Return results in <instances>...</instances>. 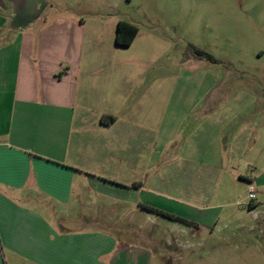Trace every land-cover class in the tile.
<instances>
[{
  "label": "crops",
  "instance_id": "0c3cea01",
  "mask_svg": "<svg viewBox=\"0 0 264 264\" xmlns=\"http://www.w3.org/2000/svg\"><path fill=\"white\" fill-rule=\"evenodd\" d=\"M187 4L0 0V264L5 249L36 264H80L88 251L100 262L112 253L108 264L145 258L106 249L103 236L58 233L50 222L64 213L85 224L73 215L89 212L90 198L103 205L95 197L147 211L154 190L146 170L158 148L177 141L171 128L192 126L193 151L175 159L194 166L198 141L222 140V128L214 131L217 112L240 116L254 100L175 92L190 80L183 76L189 63L178 59L180 75L170 79L162 41L152 32L139 38V26ZM121 5L132 9L127 19L117 12ZM121 20L137 27L127 46L115 43ZM144 38L147 44H138ZM206 129L211 140L201 137Z\"/></svg>",
  "mask_w": 264,
  "mask_h": 264
},
{
  "label": "rangeland",
  "instance_id": "374dc122",
  "mask_svg": "<svg viewBox=\"0 0 264 264\" xmlns=\"http://www.w3.org/2000/svg\"><path fill=\"white\" fill-rule=\"evenodd\" d=\"M187 2L184 12L169 9L139 26V38L152 32L162 41L166 52L160 61L168 62L170 79L180 75L178 59L189 63L183 76L190 80L175 92L254 99L240 116L224 118L217 112L214 131L222 128V140L212 141V129H206L201 137L209 136L211 141H198L194 166L175 159L188 158L193 151L188 124L171 128L169 134L177 141L154 153L146 170L153 180L152 207L188 222L95 197L103 205L90 198V211L73 215L85 224L70 221L63 213L50 225L61 234L82 231L103 236L105 248L113 246L112 252L130 250V257L143 253L145 258L137 264H264V0ZM131 10L121 5L117 12L127 19ZM138 44H147L146 38ZM194 49L216 61L198 57ZM201 119L207 118L197 116L196 122ZM178 138H185L184 142L178 144ZM249 184L255 187L254 199L247 198ZM251 202L255 205L249 208ZM4 255L5 264H36L18 260L7 249ZM111 255L100 262L88 251L80 264H108ZM122 260L115 264H126Z\"/></svg>",
  "mask_w": 264,
  "mask_h": 264
},
{
  "label": "trees",
  "instance_id": "16d2710c",
  "mask_svg": "<svg viewBox=\"0 0 264 264\" xmlns=\"http://www.w3.org/2000/svg\"><path fill=\"white\" fill-rule=\"evenodd\" d=\"M136 33H137V27L135 25L130 24L123 20L118 21L115 31V43L117 45L127 46L133 41L134 37L136 36ZM193 52L195 53V55L199 57H204L209 61H216L214 57H212L211 55H209L208 53L202 50L194 49ZM143 207L149 212L160 214L161 216H164L166 218L175 219L181 222H188L187 220H184L179 217H174L171 214L161 211L157 208L151 206H144V205ZM248 207L252 208L251 204H249Z\"/></svg>",
  "mask_w": 264,
  "mask_h": 264
},
{
  "label": "built area",
  "instance_id": "2783aa9c",
  "mask_svg": "<svg viewBox=\"0 0 264 264\" xmlns=\"http://www.w3.org/2000/svg\"><path fill=\"white\" fill-rule=\"evenodd\" d=\"M255 187L253 185H249L247 188V198L254 199L255 198Z\"/></svg>",
  "mask_w": 264,
  "mask_h": 264
}]
</instances>
